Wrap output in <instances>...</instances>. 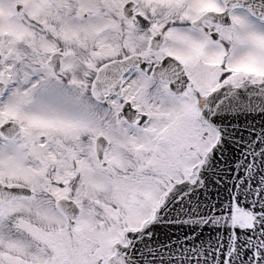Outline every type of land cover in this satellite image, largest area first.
Wrapping results in <instances>:
<instances>
[{
  "label": "snow or ice",
  "instance_id": "6c2138e0",
  "mask_svg": "<svg viewBox=\"0 0 264 264\" xmlns=\"http://www.w3.org/2000/svg\"><path fill=\"white\" fill-rule=\"evenodd\" d=\"M0 264H264V0H0Z\"/></svg>",
  "mask_w": 264,
  "mask_h": 264
}]
</instances>
